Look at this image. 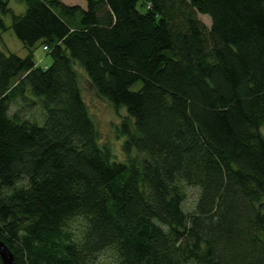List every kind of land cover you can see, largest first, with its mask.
<instances>
[{
    "label": "trees",
    "instance_id": "1",
    "mask_svg": "<svg viewBox=\"0 0 264 264\" xmlns=\"http://www.w3.org/2000/svg\"><path fill=\"white\" fill-rule=\"evenodd\" d=\"M20 1L16 15L0 0V31L28 50L0 49V241L15 264L106 251L111 264H264V0ZM76 67L125 109L136 157L98 144Z\"/></svg>",
    "mask_w": 264,
    "mask_h": 264
},
{
    "label": "rangeland",
    "instance_id": "2",
    "mask_svg": "<svg viewBox=\"0 0 264 264\" xmlns=\"http://www.w3.org/2000/svg\"><path fill=\"white\" fill-rule=\"evenodd\" d=\"M60 1L66 5H79L82 8L85 6V0ZM8 7L11 8L16 15L21 14L25 8L20 0H8ZM195 17L204 25L205 29L208 30L209 18L207 15L196 13ZM4 20L9 24L10 21L8 17H5ZM0 49L3 52L13 53L19 57H25L28 54V50L15 37L10 28L5 31H0ZM31 57L34 63L41 67L47 66L51 61L50 56L47 52L42 50L39 43L35 44L32 48ZM75 72L88 115L91 118L97 133L98 144L109 148L113 161L126 162L127 160L136 157L137 155L134 149L131 148L128 152H125L123 149L126 137L120 134L119 131L121 121L126 120L128 127L132 131V120L126 117L125 109L123 107L114 109L107 101L96 95L80 68L76 67ZM139 87L140 83L136 82L131 86L130 90H137ZM29 113L35 118L37 117L35 110L29 111ZM195 195V190L192 188L186 189V198L182 205L185 211L192 210ZM262 206L264 209V197L262 199ZM78 225L79 221H74V223L71 224L72 230H76ZM95 264H111L109 252L106 251L105 253H102Z\"/></svg>",
    "mask_w": 264,
    "mask_h": 264
},
{
    "label": "water",
    "instance_id": "3",
    "mask_svg": "<svg viewBox=\"0 0 264 264\" xmlns=\"http://www.w3.org/2000/svg\"><path fill=\"white\" fill-rule=\"evenodd\" d=\"M0 262L1 264H15L10 250L0 241Z\"/></svg>",
    "mask_w": 264,
    "mask_h": 264
},
{
    "label": "built area",
    "instance_id": "4",
    "mask_svg": "<svg viewBox=\"0 0 264 264\" xmlns=\"http://www.w3.org/2000/svg\"><path fill=\"white\" fill-rule=\"evenodd\" d=\"M43 49H45V47H43Z\"/></svg>",
    "mask_w": 264,
    "mask_h": 264
}]
</instances>
